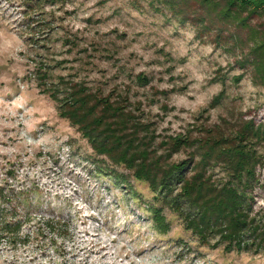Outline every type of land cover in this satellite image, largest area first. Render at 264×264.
<instances>
[{
  "label": "rangeland",
  "instance_id": "374dc122",
  "mask_svg": "<svg viewBox=\"0 0 264 264\" xmlns=\"http://www.w3.org/2000/svg\"><path fill=\"white\" fill-rule=\"evenodd\" d=\"M78 84L146 125L161 164L234 187L264 226V0H0V204L32 213L17 242L0 239V264H264L263 247L202 243L185 213L96 153L59 114ZM176 136L189 145L169 156ZM229 145L254 154L250 175Z\"/></svg>",
  "mask_w": 264,
  "mask_h": 264
},
{
  "label": "trees",
  "instance_id": "16d2710c",
  "mask_svg": "<svg viewBox=\"0 0 264 264\" xmlns=\"http://www.w3.org/2000/svg\"><path fill=\"white\" fill-rule=\"evenodd\" d=\"M242 1L246 3V0ZM69 89L60 106V116L69 119L78 127L96 153L133 170L135 177L146 180L164 203L176 211L185 213L186 227L191 229L202 243L208 244L214 235H219L215 243H225L226 250L235 247L237 250L254 248L259 251L264 248V226L243 211V199L237 189L231 186L215 187L203 178L201 171L192 176H185L187 162L161 164L163 156L150 150L151 142L146 125L132 122L131 117L125 116L123 108L117 102L89 91L83 84L70 86ZM251 129L250 123L244 127L245 131ZM239 133V141L242 144L246 133ZM254 134L259 137V131H254ZM167 145L170 156L182 146L189 145V140L176 136ZM217 145L219 144L212 145L210 150ZM242 146L229 145L226 154L234 160L232 167L238 174L245 171L250 175L256 161L254 154ZM209 156L210 151H206L203 159L207 160ZM175 184L180 185V192L177 197H172ZM1 191L4 190L0 189V199L3 198ZM180 199L188 200L195 211L184 212ZM6 200H13L11 194L7 195ZM14 207H1L0 204V239L7 238L9 243H15L21 238L19 231L31 217V212L28 211L17 217ZM154 221L156 228H167L159 212L156 213ZM57 224L54 219L42 217L37 223L38 234L48 229L52 235Z\"/></svg>",
  "mask_w": 264,
  "mask_h": 264
}]
</instances>
